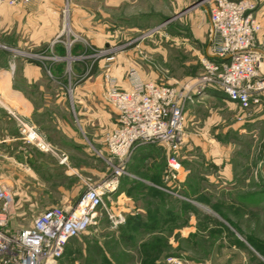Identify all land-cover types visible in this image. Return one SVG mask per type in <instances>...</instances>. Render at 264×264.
<instances>
[{
	"label": "rangeland",
	"instance_id": "1",
	"mask_svg": "<svg viewBox=\"0 0 264 264\" xmlns=\"http://www.w3.org/2000/svg\"><path fill=\"white\" fill-rule=\"evenodd\" d=\"M246 1L258 9L264 38V0ZM211 5L212 0H31L2 7L0 69L13 79L12 90L38 99L37 108L44 106L43 95L75 98L68 121L83 160L72 161L69 154L61 160L66 156L63 167L80 172L83 166L96 174L85 171L66 185L77 190L69 203L120 170L116 190L56 264H264V96L239 107L210 96L217 89L204 88L184 104L176 149L143 143L122 166L104 140L118 119L107 95L108 78L124 92L131 71L143 83L172 88L193 85L205 73L201 55L208 45ZM25 67L35 69L34 84L24 82ZM7 93L0 87V142L6 141L4 154L15 169L6 180L16 192L60 187L48 184L55 173L44 162L37 173L45 183L16 182L18 169L21 175L35 171L18 155L43 152L25 139L22 128L44 139L37 127L12 113ZM51 116L46 120L60 118ZM171 157L175 171L167 163ZM14 199L9 233L29 227L46 209L61 207L53 203L34 213L31 204H42L39 199L19 200L18 194Z\"/></svg>",
	"mask_w": 264,
	"mask_h": 264
},
{
	"label": "built area",
	"instance_id": "2",
	"mask_svg": "<svg viewBox=\"0 0 264 264\" xmlns=\"http://www.w3.org/2000/svg\"><path fill=\"white\" fill-rule=\"evenodd\" d=\"M31 0H0L3 6L25 4ZM256 5L249 1L212 0L209 8V58L205 73L179 88L143 83L135 71L129 73V89L119 92L113 78H108V99L116 108L115 127L105 142L112 158L123 165L140 144H160L176 149L183 135V107L194 93L215 88L239 107L258 103L264 96V38L255 15ZM196 88L193 92L192 88ZM192 94V95H191ZM29 142L49 151L33 129L22 128ZM66 160L62 158V162ZM168 166L178 164L171 157ZM111 177L89 186L71 209L51 207L36 216L29 227L9 233L6 228L15 199L11 189L0 184V264H56L67 243L84 233L93 216L104 205V198L118 185L120 170Z\"/></svg>",
	"mask_w": 264,
	"mask_h": 264
},
{
	"label": "crops",
	"instance_id": "3",
	"mask_svg": "<svg viewBox=\"0 0 264 264\" xmlns=\"http://www.w3.org/2000/svg\"><path fill=\"white\" fill-rule=\"evenodd\" d=\"M6 10L7 9H5L4 12ZM254 13L258 18V14H259L258 9ZM206 15L209 25L208 11ZM262 37L263 36L261 33L259 35V38L261 39ZM201 56L204 59L209 58L208 45L205 46ZM24 72H25V76L27 77V80H25L24 82L30 84L33 80L35 69L31 67H25ZM0 79H1L0 87L10 90V93H7L5 96L6 102H8L11 105L9 109L12 111V113L17 115L24 123H27L33 127H37L36 130L51 148V150L48 152L47 151L42 152L37 149V152H35L36 154L33 155L29 153L26 154L24 151L21 152V154H19L18 156L22 157L25 160L27 159L32 165H34L35 171H33V174L31 175L30 174L21 175L22 174L20 172L21 169H18L17 171L19 173L18 175L19 179L18 181L16 180V182L23 185L26 183L27 185H31V184L41 185L45 183L42 179H40V176L37 173V169L40 170L43 169L39 162H44L48 167H50V170L55 173V175L50 173V179L48 180V184L50 185L59 184L60 187L54 186L47 188V187L37 186L32 189L28 188L27 192H23V191L16 192L17 190H15L12 187V185L9 183L10 181L6 180L8 179L7 177L10 174H13V172L15 171V169L11 168V163L9 162L12 160V158H9L4 154L5 153L4 149L6 148V143H5L6 141L0 142V158H2L0 160V177H2V179L0 178V184L8 186L15 196L18 194L19 200H23L25 196H26V200L29 199L35 201L36 199H39V201H41L42 204L39 203L35 205L33 204L34 202H32L31 205L33 209H31L29 212L33 210L35 213L36 211H38V209H42L44 206H49L52 205L53 203L63 207L64 209L73 208L76 205L79 198L73 205H71L69 201L76 199L77 190L73 191V188L69 189L68 186L66 185L74 181L76 182V180H79L81 173H84L85 171L87 172L91 171V175L93 176H95L96 174L95 170L93 169L90 170L83 166L80 167L79 169L80 172L75 171L73 170V168H70L68 166L63 167L65 164L61 162V154L62 156L64 154H66L67 156L68 154L69 156L71 155L72 161L83 160L79 140L76 139V134L74 132V129L70 124V122L68 121V114H69L68 106H70L73 103L72 100H75V98L73 99L72 96L60 97V96L43 95L39 97V100L42 101L41 103H44L43 104L44 106L43 108H39V106L37 108L38 99H35L30 96H25L22 93H20L19 90H12L14 87V81L13 79H10V76L6 72V70L0 69ZM33 82L31 84H34ZM16 87H20V86L17 84ZM124 87L125 89L129 87L128 82L126 80L124 82ZM211 92H209L211 93V95L209 93L208 94L213 98H218L221 99L226 104L237 106L236 104L227 101L221 92L219 91L216 92L211 91ZM84 104H86L85 110H90L89 102L88 103L84 102ZM48 114H52V116L57 114L60 116V118L59 120H56L54 118L46 120L45 116H47ZM54 136H58V137H54ZM62 137H66L67 141L62 142L61 140ZM69 141H71V143ZM77 152H79V154ZM72 154H74L75 156ZM86 156L90 157V155H86ZM46 167L44 169H46ZM56 172H59L58 175H56ZM19 189H21V187ZM23 210L25 211L26 209Z\"/></svg>",
	"mask_w": 264,
	"mask_h": 264
}]
</instances>
